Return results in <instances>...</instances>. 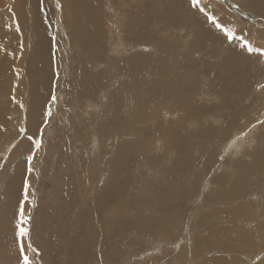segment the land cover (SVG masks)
<instances>
[{
	"label": "rangeland",
	"instance_id": "1",
	"mask_svg": "<svg viewBox=\"0 0 264 264\" xmlns=\"http://www.w3.org/2000/svg\"><path fill=\"white\" fill-rule=\"evenodd\" d=\"M91 1L100 19L92 37L85 31L87 20L77 2L59 0L62 8L57 9L55 0H45V21L38 0H0V264H18L15 224L28 142H21L7 161L3 158L9 156L25 122L29 134L37 131L54 84L60 99L34 161L25 203L32 248L37 250H28L33 264H264V259L257 260L264 257V183L244 190L232 202L209 203L221 192L235 191L240 166L252 162L251 153L261 151L264 164V123H258L264 121V55L241 47L247 38L264 49V12L250 10L252 5H247L253 0H203L233 30L235 39L228 41L190 8L189 0ZM241 10L249 12L237 15ZM257 10L264 11V2ZM141 24L150 29L136 33ZM52 36L59 41L57 49ZM163 52L182 65L194 61L188 66L189 77L196 80L193 93H175L187 101L181 108L164 91L159 96L156 87L167 86L173 75L174 60L170 65L157 63ZM138 53L148 55L146 68L158 75L142 71L133 89L136 81L125 85L133 77L126 65ZM40 72L45 78L38 81ZM94 74L99 75L97 84L92 83ZM117 100L129 101L139 122L123 128L114 121ZM230 113L242 123L241 130L228 132ZM243 118L247 121L241 122ZM178 136L191 139L195 152L205 153L210 163L205 170L199 162L190 172L182 171L191 191L179 203L170 182L181 153L186 154ZM112 164L114 188L120 190L113 203L99 208ZM216 211L210 219L204 216ZM28 239L24 238L26 244Z\"/></svg>",
	"mask_w": 264,
	"mask_h": 264
},
{
	"label": "bare ground",
	"instance_id": "2",
	"mask_svg": "<svg viewBox=\"0 0 264 264\" xmlns=\"http://www.w3.org/2000/svg\"><path fill=\"white\" fill-rule=\"evenodd\" d=\"M70 1H72L71 3H79L78 4V6L79 7H81L82 8V11H79L80 13H82L86 18V20H87V24H88V27H85V31L87 32V34H88V36H90V37H92L91 36V31H92V29H94L95 28V25H96V23L97 22H99V11H98V9H97V7L94 5L95 3H93L91 0H70ZM264 2V0H259V1H252L249 5H247L248 7L250 6V5H252L251 6V11H253V12H257L258 13V15L260 14L261 15V13L262 12H264V11H261V10H257V8L260 6V4L261 3H263ZM89 4V5H88ZM100 4V3H99ZM153 4V3H152ZM88 5V6H87ZM97 5V4H96ZM98 6V5H97ZM153 6V5H152ZM151 6V7H152ZM173 6V5H172ZM234 10H236V11H239L240 10V8H237L236 6L234 7V6H232V5H230ZM245 6V5H244ZM163 7V6H162ZM246 7V6H245ZM247 7V8H248ZM153 8V7H152ZM151 8V9H152ZM157 9V8H156ZM242 11V10H241ZM78 12V13H79ZM137 12V11H136ZM135 12V13H136ZM243 13L242 14H240V13H238L237 15H239V16H243L245 13L246 14H248V12L249 11H247L246 12V10L244 11H242ZM251 14V13H250ZM146 15V14H145ZM145 15H143V16H145ZM252 15V14H251ZM147 16V15H146ZM154 16V15H153ZM179 16V15H178ZM192 16V15H191ZM149 17H150V15H149ZM152 17V16H151ZM150 17V18H151ZM190 17V16H189ZM102 18V17H101ZM133 18V17H132ZM146 18V17H145ZM154 18V17H153ZM152 18V19H153ZM179 18V17H178ZM191 18V17H190ZM248 19H250L249 17H247ZM187 19V18H186ZM192 19V18H191ZM196 19V18H195ZM260 19V18H259ZM258 19V21L260 22V20ZM154 20V19H153ZM175 20V19H174ZM257 20V18H256V16L254 15V18H253V21H256ZM148 22H150V19H148L147 20ZM176 21H178V20H176ZM175 21V22H176ZM202 21V20H201ZM200 21V22H201ZM132 22V21H131ZM155 22V21H154ZM180 22V21H179ZM186 22V21H185ZM151 23V22H150ZM184 23V22H183ZM196 23V22H195ZM202 23V22H201ZM122 24V23H121ZM136 24H138V23H136ZM143 24H145V23H143ZM177 24H178V22H177ZM185 24H187V23H184V25ZM152 25H154V24H152ZM151 25V26H152ZM189 25V24H188ZM193 25V24H192ZM203 25V24H202ZM124 26V25H123ZM129 26V25H128ZM127 26V27H128ZM155 26V25H154ZM153 26V27H154ZM125 27V26H124ZM179 27V26H178ZM191 27V26H190ZM198 27V26H197ZM204 27V26H203ZM105 28V27H104ZM134 28V27H133ZM200 28V27H199ZM148 29H150L149 27H148V25H143L142 26V24H141V26H137V28H136V30H135V32L136 33H139V34H141V33H143L144 31H147ZM201 29V28H200ZM162 30H164V29H162ZM196 31V30H195ZM199 31V30H198ZM209 31V30H208ZM104 32H105V30H104ZM172 32V31H171ZM170 32V33H171ZM201 32V31H200ZM210 33V32H209ZM172 34H174L173 32L170 34V37H171V35ZM202 34V33H201ZM147 35V34H146ZM196 35H199V34H197L196 33ZM206 35V34H205ZM118 36V35H117ZM139 36V35H138ZM200 36V35H199ZM207 36V35H206ZM216 36V35H215ZM155 37V36H154ZM201 37V36H200ZM202 37H203V34H202ZM205 37V36H204ZM135 38V37H134ZM134 38H133V41H134ZM148 38V37H147ZM188 39V38H187ZM199 39V38H198ZM201 40H202V38H201ZM188 42V41H187ZM203 42H205L204 40H203ZM106 44V43H105ZM192 44V43H191ZM164 45V44H163ZM162 45V46H163ZM188 45V44H187ZM129 46V45H128ZM200 46H202V44L200 45ZM181 47L183 48V45H181ZM37 48H39V49H41V45L40 44H38L37 45ZM134 48V47H133ZM175 48V47H174ZM185 48V47H184ZM191 48V47H190ZM190 48H188V49H190ZM39 49H37L38 51H40ZM128 49V48H127ZM186 49V48H185ZM188 49H186V50H188ZM160 50H161V48H160ZM160 50H158V51H160ZM185 50V51H186ZM136 51V50H135ZM166 51H168V50H166ZM177 51V50H176ZM179 51H181V50H179ZM137 52V51H136ZM161 52V51H160ZM159 52V53H160ZM191 52V51H190ZM153 53H156L155 51L153 52ZM164 53V52H163ZM192 53H194V52H192ZM144 54L145 53H138V54H133L134 56H132V57H130L128 60H127V65H126V69H130V71H129V73L131 74V76H133L131 79H129V80H127V82H125V85H127L129 82H130V80H134V81H136L138 84L137 85H135V87H133V89H136L137 88V86H139V81L141 80V78H142V75H141V72L143 71V72H146V74H156V75H158V73H154L153 72V70L151 69V68H146V66L148 65L147 64V61L145 62V60H147L148 59V55L146 56V58L144 57ZM152 54V53H151ZM172 54H173V51H172ZM186 54V53H185ZM190 54V53H189ZM152 55H154V54H152ZM159 55V54H158ZM161 55V54H160ZM183 55V54H182ZM150 56V55H149ZM188 56V55H187ZM152 57V56H151ZM154 57V56H153ZM177 57V56H176ZM161 58H163V59H161ZM161 60L159 61V60H157V63H159L160 65L162 64V65H170V59H171V57H170V55L168 54V52H166V53H164V55H162L161 56ZM193 58V57H192ZM99 59H101V58H99ZM99 59H98V61H99ZM153 59V58H152ZM180 59H181V56H180ZM156 60V59H155ZM171 60H174L172 63H173V69H172V72H173V75L172 76H170L168 79H167V86H165L166 88H167V90H165L164 88H162V87H160V85L158 86H156L157 88H158V90H160L159 91V96H161L162 95V93H161V91L165 94V95H167L166 96V98L168 97V96H170V98L172 99V101L173 102H175L176 104H178L179 102H180V105H179V107L181 108V106L183 107V105H182V101H184V99L183 100H181V98L179 97V98H177V95L178 94H175V93H177V92H179L180 94H184L185 96H186V94H191V93H193L192 92V88H191V86H195L194 84H195V82H196V80H194V79H192V78H190L189 77V74H191L190 73V71H189V69L191 70V67L190 68H188V66L190 65V64H192L193 62L191 61V59L188 61H186V62H183L182 61V63H185V64H181V62L178 60V61H176L175 60V57L173 58V59H171ZM191 61V62H190ZM155 63V62H154ZM157 63H156V65H157ZM158 64V65H159ZM203 63H201V65H202ZM150 65V64H149ZM148 65V66H149ZM161 65V66H162ZM193 65V64H192ZM195 66V65H194ZM226 66V65H225ZM229 66H230V64H229ZM228 66V67H229ZM167 66H165V68H166ZM169 67V66H168ZM193 67V66H192ZM212 66H210L208 69L210 70H212V68H211ZM170 68V67H169ZM208 69H206V70H208ZM39 71H41V69H38ZM169 70V69H168ZM229 70H230V68H229ZM167 70H165V72H166ZM170 71V70H169ZM142 72V73H143ZM182 72V73H181ZM193 72V71H192ZM227 72V71H226ZM225 72V73H226ZM224 73V74H225ZM229 73V72H228ZM40 74H42V75H40L39 77L37 76V80L38 81H41L42 79H44L45 77H44V73L42 72H40ZM144 74V73H143ZM166 74H167V72H166ZM183 75V76H181V77H176V78H178V79H175V78H173V76L174 75ZM108 75V74H107ZM135 75H136V77H135ZM160 75H162V74H160ZM228 75V74H227ZM226 75V76H227ZM98 74H94L93 75V78H92V83H94V84H97L98 83ZM101 76V75H100ZM124 77V76H123ZM125 78V77H124ZM123 78V79H124ZM129 78V77H128ZM172 78V79H171ZM89 80V79H88ZM126 80V79H125ZM101 81V80H100ZM106 81V80H105ZM118 81H120V80H118ZM134 81H133V83H134ZM157 82V81H156ZM230 83V82H229ZM228 83V84H229ZM232 83V82H231ZM73 84V83H72ZM106 84V83H105ZM118 84H119V82H118ZM124 84V83H123ZM141 84V83H140ZM155 84H157V83H155ZM164 84V83H163ZM163 84L161 85V86H163ZM98 86V85H97ZM119 86V85H118ZM123 86V85H122ZM129 86V85H128ZM228 86V85H227ZM89 87H91V85L89 84ZM143 87V86H142ZM81 88V87H80ZM93 88V87H92ZM228 88V87H227ZM239 88V87H238ZM143 89V88H142ZM144 89H147V88H144ZM143 89V90H144ZM73 90H74V88H73ZM95 90V89H94ZM138 90H140V89H138ZM142 90V91H143ZM223 90L226 92L227 90H226V88H223ZM75 91H77V90H75ZM113 91H115V90H113ZM131 91V90H130ZM156 91V90H155ZM119 92V91H118ZM138 92V91H137ZM152 92V91H151ZM95 93V92H94ZM134 93H135V91H134ZM139 94H140V92H138ZM137 93V94H138ZM153 93H155V92H153ZM241 93V92H240ZM111 94H112V92H111ZM195 95V94H194ZM227 95V94H226ZM248 95V94H247ZM105 96V95H104ZM132 96V95H131ZM152 96V95H151ZM179 96V95H178ZM188 96V95H187ZM186 96V97H187ZM101 97V96H100ZM185 97V98H186ZM223 97V96H222ZM247 97V96H246ZM161 99V98H160ZM169 99V98H168ZM238 99H240V98H238ZM244 99V98H243ZM13 100V99H12ZM155 100V99H154ZM191 100H192V98H191ZM245 100V99H244ZM34 101V100H33ZM165 101V100H164ZM240 101V100H239ZM238 101V102H239ZM242 101V100H241ZM254 101V100H253ZM72 102V101H71ZM146 102H148V101H146ZM185 102V101H184ZM187 102V101H186ZM185 102V103H186ZM189 102V101H188ZM195 102V101H194ZM114 103V102H113ZM129 103V101L127 102V103H125V101H124V103L123 102H121L120 103V100L118 101L117 100V102H116V105H114V107H116V109H115V113H114V121H116L117 123H119V124H121V125H123V128L124 127H126V126H128V125H131V124H136L137 122H139V120H140V118H139V116H138V114L133 110V108H131V105H129L128 104ZM167 103V102H166ZM165 103V104H166ZM240 103V102H239ZM12 104V103H11ZM66 104V103H65ZM69 104V103H68ZM64 105V104H63ZM71 105V104H70ZM82 105V104H81ZM187 105V104H186ZM191 107H192V102H191ZM72 106V105H71ZM171 106V105H170ZM170 106H168V108L170 107ZM185 106V105H184ZM68 107H69V105H68ZM178 107V108H179ZM205 107V106H204ZM95 108V107H94ZM69 109V108H68ZM90 109H92V108H90ZM98 109V108H97ZM171 109H172V107H171ZM208 109V108H207ZM220 109V108H219ZM93 110H95V109H93ZM112 110V109H111ZM169 110H170V108H169ZM189 110V109H188ZM192 110V109H191ZM70 111H71V109H70ZM91 111V110H90ZM97 111V110H96ZM99 111H100V109H99ZM195 111V110H194ZM202 111H204V110H202ZM86 112V111H85ZM88 112V111H87ZM94 112V111H93ZM101 112V111H100ZM110 113V112H109ZM71 114V113H70ZM74 114V113H73ZM97 114V113H96ZM99 115H100V113H98ZM97 114V115H98ZM102 114V113H101ZM108 114V113H107ZM231 114V113H230ZM90 115V114H89ZM96 115V117H98ZM186 115V114H185ZM234 115V114H233ZM81 116H82V114H81ZM87 116V115H86ZM105 116V115H104ZM138 116V117H137ZM200 116V115H199ZM210 117H211V115H209ZM241 116V115H240ZM79 117V116H78ZM90 117V116H89ZM95 117V116H94ZM110 117V116H109ZM141 117H143V116H141ZM180 117H182V116H180ZM179 117V118H180ZM229 117V116H228ZM73 118V117H72ZM83 118H87V117H83ZM102 118V117H101ZM187 118V117H186ZM81 119V118H80ZM88 119V118H87ZM95 119V118H94ZM196 119V118H195ZM229 119L230 120H228L229 121V130H228V132L229 133H231V132H233V131H236L237 130V128H239L238 130H241L240 128L242 127V123H240V124H238L237 123V120H236V118H233L232 117V114H231V116L229 117ZM84 120V119H83ZM89 120H90V118H89ZM96 120V119H95ZM105 120V119H104ZM72 121V120H71ZM81 121V120H80ZM244 121H247V119L246 118H243L242 119V121L241 122H244ZM99 122V121H98ZM103 122V120L101 121V123ZM89 123V122H88ZM92 123H93V121H92ZM104 123V122H103ZM164 123H166V122H164ZM168 123V122H167ZM166 123V124H167ZM79 124V123H78ZM139 124V123H138ZM95 125H96V123H95ZM101 125V124H100ZM239 125H241V127H238ZM74 126V125H73ZM87 126V125H86ZM97 126V125H96ZM163 126V125H162ZM210 126V125H209ZM75 127V126H74ZM74 127H72V128H74ZM98 127V126H97ZM165 127H166V125H165ZM164 128V127H163ZM192 128V127H191ZM211 128H213L212 126H211ZM110 130H111V128H109ZM113 129V128H112ZM81 130H83L82 128H81ZM160 130H161V128H160ZM244 130V129H243ZM208 131H209V129H208ZM218 131V130H217ZM113 132V131H112ZM225 133V132H224ZM115 134V133H114ZM121 135V134H120ZM95 136H96V134H95ZM205 136V135H204ZM168 137H171V136H168ZM212 137V136H211ZM176 138V140L178 141V143H181L183 146H184V149H185V155L182 157V153H181V156H180V158H178V159H180V160H178L177 162H176V164H175V170H176V173H174L173 172V174L171 173V188H173V190H174V192H175V195H176V197H177V201H178V203L181 201V199H182V197H184V196H186L190 191H191V189H190V187H188L185 183H184V181L185 180H182V178H181V176H184L183 174H182V171H185V172H190L191 171V169H194L195 167H197V164L199 163V162H204V170L206 169V168H208V167H210L209 166V157L206 155H204V154H200V153H198L199 151H198V149H197V151L195 152V150H196V148L194 147V143L192 142V140L191 139H187V140H185V141H183L181 138H180V136H178V137H175ZM218 138V137H217ZM236 138V137H235ZM238 138V137H237ZM105 139V138H104ZM206 140V139H205ZM210 140V139H209ZM115 142V141H114ZM106 145V144H105ZM72 147V146H71ZM147 147V146H146ZM151 147V146H150ZM116 149V148H115ZM122 149V148H121ZM147 149V148H146ZM124 150H126V149H124ZM106 151V150H105ZM118 151V150H117ZM205 151H207V150H205ZM120 152H122L121 150H120ZM123 152H125V151H123ZM123 152H122V154H123ZM148 152V151H147ZM202 152H204V151H202ZM118 153V155H119V151L117 152ZM127 153V152H126ZM206 153H208V152H206ZM123 155H125V154H123ZM131 155V154H130ZM142 155H144V154H142ZM209 155H210V153H209ZM120 157L122 156V155H119ZM251 158H252V162L250 163L249 162V164H241V166H240V171H239V175H238V177L236 178V181H235V184H234V189H235V191H233V193L230 195V193H224V192H221V193H223L222 195H219L215 200L214 199H211L210 201H209V203L211 204L212 202L213 203H216V202H232L233 200H236V199H238V198H241L242 197V193H243V191L244 190H246V189H249V188H253V190H256L257 189V187L259 186V187H262V185L261 184H263L264 183V164H262V163H260V161H261V158L263 157V153L260 151V153H251ZM123 157V156H122ZM121 157V158H122ZM62 158V157H61ZM119 158V157H118ZM117 158V156H116V159L117 160H119ZM120 158V159H121ZM129 158V157H128ZM124 159V158H123ZM62 160V159H61ZM66 160V159H65ZM115 160V159H114ZM122 160V159H121ZM125 160H127V158L125 159ZM116 161V160H115ZM129 160H127V161H125V162H128ZM124 161L123 162H121V163H115L116 165H121V164H123V163H125ZM210 162H211V159H210ZM115 164H112V166H111V168H110V170H108V172H110L111 173V179H110V181H109V183H108V185L106 186V188H104V187H102L103 189H105V191L104 192H102L101 194H99V197H100V199H101V201L99 202V204H98V206H99V208H100V206H102V205H104V206H108L110 203H113V201H115V199L117 198V192L120 190V189H118V190H116L115 188H114V184H113V179H114V177L116 176V174H115V171H114V168H113V166L115 165ZM174 175V176H173ZM127 176H125L124 178H126ZM201 178V177H200ZM134 179H136V178H134ZM193 179H194V177H193ZM124 180V179H123ZM211 180V179H210ZM198 183V182H197ZM107 184V183H106ZM172 185H174V186H172ZM197 185V184H196ZM105 186V185H104ZM190 186H191V183H190ZM123 187V186H122ZM102 189V190H103ZM225 189V188H224ZM231 189H232V187H231ZM217 190H219V189H217ZM226 190V189H225ZM61 195V194H60ZM230 195V196H229ZM116 196V197H115ZM60 200V199H59ZM94 201L95 200H93L92 202L94 203ZM97 203V202H96ZM219 211H216V213H213V214H209L210 216H206V215H204L206 218H211L212 216L214 217V216H216V214L218 213ZM209 213H211V212H209ZM64 214V213H63ZM96 216H97V211H96V213H94ZM60 215V214H59ZM198 217V216H197ZM209 218V219H210ZM80 219V218H79ZM209 223V222H208ZM119 228V227H118ZM115 229V228H114ZM120 230V229H119ZM240 231V230H239ZM114 232V231H113ZM112 233V232H111ZM116 233V232H115ZM74 234V233H73ZM76 242V241H75ZM85 243V242H84ZM82 244H83V241H82ZM79 249V248H78ZM81 250V249H80ZM77 251V250H76ZM136 264V263H135Z\"/></svg>",
	"mask_w": 264,
	"mask_h": 264
},
{
	"label": "snow or ice",
	"instance_id": "3",
	"mask_svg": "<svg viewBox=\"0 0 264 264\" xmlns=\"http://www.w3.org/2000/svg\"><path fill=\"white\" fill-rule=\"evenodd\" d=\"M189 6L191 9H194L196 12L202 14L204 16V22L210 23L211 26L222 33L224 38L228 41L235 39V34L233 30L229 29L225 24L220 22V18L213 14L210 5L204 4L203 0H189ZM39 11L42 13L45 21L48 20L47 16V7L45 4V0H38ZM55 7L57 9L62 8L59 0H55ZM16 30L19 31V25L17 24ZM52 47L53 49L58 48L59 41L56 36H52ZM241 47L249 53H258L264 55V49H260L255 47L247 38L243 39V44ZM56 53L53 51V57H55ZM55 77L57 81L60 77L59 67L55 70ZM58 88V84H54L53 90L50 93L49 99L45 102L42 111H41V121L37 128V131L29 134V130L27 128V124L25 122L24 127H20L18 129V137L11 144V147L8 149L9 156L3 158L4 161H7L13 151L19 146V144L23 141H27L29 144V150L26 155H24L23 162L25 166L24 171V179H23V198L20 201L19 209L17 212V221L15 224V236L17 238V246H18V264H33V260L28 255V250L31 249L34 253L37 251L32 248L31 239H30V228L27 225L30 222L31 217L26 216L25 213V203L29 199V189L31 187L29 177L35 171L34 161L37 159V153L40 152L44 146V137L46 134V129L51 125V121L54 118L53 107L57 106L59 103V96L57 94L56 89ZM15 99V97H13ZM22 108L23 105L21 104ZM258 123H264V121H258ZM3 127V126H0ZM255 127V125H253ZM225 157L223 155L220 156V159L223 160ZM3 167V164H0V168ZM25 237H29L27 244L24 241ZM264 257H257V260H262Z\"/></svg>",
	"mask_w": 264,
	"mask_h": 264
}]
</instances>
